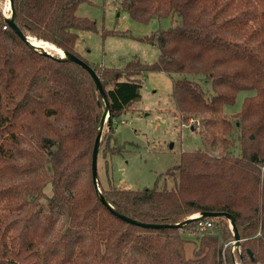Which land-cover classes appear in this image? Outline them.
Wrapping results in <instances>:
<instances>
[{
  "label": "trees",
  "instance_id": "16d2710c",
  "mask_svg": "<svg viewBox=\"0 0 264 264\" xmlns=\"http://www.w3.org/2000/svg\"><path fill=\"white\" fill-rule=\"evenodd\" d=\"M85 1L14 0V21L27 36L83 58L76 50L78 32L100 31L95 20L77 14ZM120 3L142 23L168 16L179 22L139 37L158 44L153 62L134 57L117 68L83 58L105 88L108 123L141 99L148 72L205 74L212 94L188 77L173 78L174 105L184 121L197 119L202 146L182 151L167 170L171 187L105 186L99 176L103 194L119 211L146 222L173 224L201 211L228 212L240 233L244 264H264V0ZM101 34L134 36L106 28ZM51 53L29 45L0 10V264L241 261L240 253L231 252L234 234L226 216L206 217L216 224L206 230L196 228L199 219L180 227H142L101 201L92 158L104 100L86 68ZM241 90L255 93L230 117L224 107ZM107 122L99 154L112 157L121 147L102 148ZM188 234L196 243L193 257L185 251Z\"/></svg>",
  "mask_w": 264,
  "mask_h": 264
},
{
  "label": "rangeland",
  "instance_id": "374dc122",
  "mask_svg": "<svg viewBox=\"0 0 264 264\" xmlns=\"http://www.w3.org/2000/svg\"><path fill=\"white\" fill-rule=\"evenodd\" d=\"M7 5L9 0H0L3 15L10 14ZM77 14L95 20L100 31L80 30L76 50L85 60L102 67L123 68L126 61L134 57L145 62L157 60L160 52L158 44L139 37L179 22V18L173 20L171 16L154 17L147 23L139 22L121 6L120 0H87L78 6ZM103 28L128 31L135 37L103 36ZM173 76L188 77L200 83L209 95L212 94L211 80L205 74ZM174 77L164 71L148 72L142 78L141 99L120 118H115L112 124L107 122L102 148L109 143L112 152L119 146L121 152L112 157L111 152H100L98 169L103 185L112 183L122 188L171 187L173 179L168 177L167 170L179 161L182 151L202 146L197 119L184 121L174 105ZM254 93V90L239 91L235 103L224 107L225 113L233 117L241 110L245 98ZM211 152L218 153V150L211 149ZM238 152V148L232 150L233 154ZM108 159L112 161V168L110 160L106 163ZM47 189L50 192L49 186ZM187 238L186 255L193 257L194 236L188 234ZM230 249L233 253L232 246ZM238 258H234L233 264L235 261L241 263Z\"/></svg>",
  "mask_w": 264,
  "mask_h": 264
},
{
  "label": "water",
  "instance_id": "95a60500",
  "mask_svg": "<svg viewBox=\"0 0 264 264\" xmlns=\"http://www.w3.org/2000/svg\"><path fill=\"white\" fill-rule=\"evenodd\" d=\"M13 1L14 0H9V7H10V14L9 15H4L5 19L8 23V25L16 32L20 35V37L22 39H24L29 45H31L32 47H34L35 49L39 50L40 52H43L45 54H52L51 50L46 48L44 45H35L34 43H32V41L29 39V36H27L20 28L19 26L15 23L14 21V14H15V9L13 6ZM62 49V48H61ZM64 51V55H60L59 54V58L60 59H70L73 60L77 63H79L80 65H82L84 68H86L89 73L92 75V77L94 78V81L96 83L97 88L99 89L102 98L104 100L105 106L102 112V116H101V120L99 123V127L96 133V138H95V143H94V148H93V158H92V175H93V181L95 184V188L97 191V194L99 196V198L101 199V201L117 216H119L120 218H122L123 220L132 223V224H136L142 227H151V228H163V227H168V226H183L193 220H198V219H202V218H206V217H211V216H226L231 223V227L233 230V234H234V240H235V245L237 247H240V241H241V237H240V233L239 230L236 226L235 223V218L232 214L228 213V212H222V211H201L199 213H196L192 216H190L189 218L177 222V223H173V224H168V223H154V222H146V221H142L136 218H133L131 216L126 215L125 213L119 211L117 208H115L113 206V204L106 198V196L103 194L100 185H99V175H98V155H99V149H100V145H101V141H102V136H103V131H104V127L106 122L108 121L109 117H110V108H109V101L107 98V94L105 91V88L103 86V83L101 82L100 76L99 74L96 72V70L93 68V66L91 64H89L88 62H86L83 58L79 57L78 55L67 51L65 49H63ZM240 253V259H241V263L240 264H244L243 259H242V250Z\"/></svg>",
  "mask_w": 264,
  "mask_h": 264
},
{
  "label": "built area",
  "instance_id": "2783aa9c",
  "mask_svg": "<svg viewBox=\"0 0 264 264\" xmlns=\"http://www.w3.org/2000/svg\"><path fill=\"white\" fill-rule=\"evenodd\" d=\"M9 11H10V8H9ZM260 167H261L262 173L264 174V162L261 163ZM215 226L216 224L208 218L199 219L198 223L196 224V228L199 230H206L208 228H212ZM231 246H232L233 252L235 251H237L238 253L241 252V248L235 245V240L232 241ZM235 264H240V263L238 261H235Z\"/></svg>",
  "mask_w": 264,
  "mask_h": 264
},
{
  "label": "bare ground",
  "instance_id": "6f19581e",
  "mask_svg": "<svg viewBox=\"0 0 264 264\" xmlns=\"http://www.w3.org/2000/svg\"><path fill=\"white\" fill-rule=\"evenodd\" d=\"M7 8L9 9V5H7ZM29 39L32 41V43H34L35 45H44L46 48L51 49L52 51H55L56 53L60 54V55H64V51L63 49H61L60 47H58L57 45L47 41V40H43V39H39L33 36H29Z\"/></svg>",
  "mask_w": 264,
  "mask_h": 264
}]
</instances>
